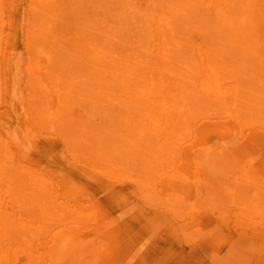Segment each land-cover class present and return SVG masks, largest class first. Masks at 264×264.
<instances>
[{"label": "bare ground", "instance_id": "obj_1", "mask_svg": "<svg viewBox=\"0 0 264 264\" xmlns=\"http://www.w3.org/2000/svg\"><path fill=\"white\" fill-rule=\"evenodd\" d=\"M66 1L36 64L0 17V264H264V0H93L91 49Z\"/></svg>", "mask_w": 264, "mask_h": 264}, {"label": "rangeland", "instance_id": "obj_2", "mask_svg": "<svg viewBox=\"0 0 264 264\" xmlns=\"http://www.w3.org/2000/svg\"><path fill=\"white\" fill-rule=\"evenodd\" d=\"M25 2H26V0H0V6H1L0 9L2 10L0 17L6 18V20H7V18L10 19V21L12 22V27L7 25V24L5 25V27L14 30L13 36H16V37H14V39H15L14 43H16V45H17V48H18L17 50L20 51V49H22L25 46L26 49H25V47H24V49H25V52L26 51L27 52L26 53L24 52L25 53L24 57H26L27 59H31L32 63L36 64L37 62L39 63L40 59L35 52L33 53V55H30L32 51H29V47H28L29 44H27L28 42L32 43L33 39L27 41V39H24L21 36L23 33L22 34L20 33L21 30L25 27V24H24V22L26 21L25 19L32 18L34 16L33 10H32L34 8V6L30 7ZM65 4H70V10L67 9V11H64V12H66L65 17L70 18V24H71V26H69L70 29H68V30L62 29L60 25H56L57 27L54 26L53 28H51V30L56 33V35L59 39L61 38L64 42H65V40H68V42L73 41V42L79 43L80 47L85 46V47H87V49H91V48L95 47V45L97 43H100L101 41L105 42V38L107 36H110V35H107V36L102 35L101 36L100 34L95 33L96 32L95 26H96L97 22H94V21L97 18L95 17L96 14H95V16L93 15V11L97 10V8H96L97 2H94L93 0H68L65 2ZM100 17H102V16H100ZM48 19H50V18H48ZM62 22H63V20H62ZM159 31H161V30H159ZM154 33L157 34L155 26H154V29L152 30L151 34H150L151 37L154 35ZM89 37H92L93 39H89ZM50 38H54V37L50 36ZM22 42L24 43V44H22L23 46L21 45ZM100 47H103V46H100ZM100 47H96V49H98L96 51L97 53L98 52L103 53L101 50H104V49H102V48L100 49ZM47 52L49 55L51 54V56L53 57L52 60L53 61L55 60L57 63H59L63 59L61 57L62 55L61 54L59 55L55 51V49L53 51L51 50V52H50V50H48ZM63 52H65V50H63ZM98 54H100V53H98ZM98 54H97V58L99 56ZM63 55L65 56V54H63ZM6 56H9V54ZM112 56L113 55H111V54L106 55V58H104V59L106 60L108 57L112 58ZM49 59H50V56H49L48 60ZM104 59H102V60H104ZM48 60H45V62H47ZM94 61L96 62V60H94ZM32 63L29 62L28 64L33 69H36L33 67L35 65H33ZM47 64L49 65L48 62H47ZM103 64L105 66H108V69L106 68V70L109 72L110 71L109 63L103 62ZM95 65H97V63H95ZM42 67L43 66L41 64V68L36 70V71L43 72L44 68H42ZM32 68H30V69H32ZM48 71H50V69H48ZM153 78H154V76L152 75L150 77V81H152ZM221 81H222L221 84L225 86L226 84L227 85L233 84L234 79L231 78V79L226 80V77H225L224 80H221ZM51 90H53V93L51 91V93H52L51 98H54V96L57 95L58 91L56 90V88L53 85H51ZM54 104H55V110L58 109L60 105H58L57 103H54ZM35 106H37V102L32 103L31 108L34 109ZM212 113H213V111H212ZM212 119H215V121H213ZM223 119L228 121L226 114L224 115V118L222 116H218L215 114H213V115L209 114L205 118L206 121L211 120L210 122H211L212 128H214V129H215V127H217L219 125L220 122L223 121ZM25 122L28 124L27 119ZM30 124H31V121H30ZM256 125L259 127V130H261V128H264V120L260 121ZM240 137H242V135ZM55 145L57 147V143H55ZM19 155H22V154L19 152ZM45 167H47V166H45ZM52 175H53V173H52ZM129 191L130 190L128 187L123 188V191L120 194V196L122 198H127V196L130 194ZM71 259H74V258H71Z\"/></svg>", "mask_w": 264, "mask_h": 264}]
</instances>
